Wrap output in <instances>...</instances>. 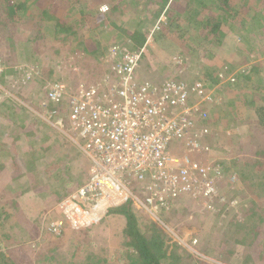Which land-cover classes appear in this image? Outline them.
<instances>
[{"label":"rangeland","instance_id":"rangeland-1","mask_svg":"<svg viewBox=\"0 0 264 264\" xmlns=\"http://www.w3.org/2000/svg\"><path fill=\"white\" fill-rule=\"evenodd\" d=\"M156 1L160 3L159 0H129L122 9H116L115 7L119 0H69L66 4L67 6L61 12L68 20L70 19V22L80 23L75 25V37L78 39H74L68 34H57L54 32L53 26L61 19L59 15H54L50 12V17L45 20L38 10H34L20 23L13 22L6 14L7 7L4 0H0V23L5 22V27L2 28H22V30L18 31L21 37L20 40L15 38L20 49L22 48V44L19 43L21 41L35 43L34 52L29 53L21 50L17 56L16 53H12V55H15L10 62L12 63L11 65L14 68L22 66V69L23 67H28L30 72L37 67L43 71L45 70L44 72H39L37 68V72L33 74L34 77L28 83L22 77L21 84L16 81L18 78L12 77L13 74L1 76L0 88L3 89V93L0 92V100L3 101L9 97V99L18 100L20 104L25 102L40 110L46 117L43 109L44 98H40L38 94L45 95L50 89H53L55 84L52 79L55 80V78L61 80L62 84L67 85L68 89L72 91L78 90L84 95L89 94L92 99L95 93L96 97L102 93L114 97L121 92L136 90L133 88L134 86L139 87L138 91L145 87L144 85L150 86L151 91L152 89L161 91L167 85H171L172 82L175 85L184 82L186 86L190 87L188 89H192L196 85V78L199 77L201 72L199 65L202 58L211 68L225 77L227 75L231 76V74L236 75L237 72L242 70L247 71L250 66L255 64L259 65L260 68H264V46L258 44L257 40L253 38V31L251 33H242L234 21H229L231 27L228 26L227 36L218 47L219 50L214 48L211 42L207 41L209 45L206 44L202 47L204 50H211L209 51L210 54L207 52L201 53V50L198 49V51H195L196 55L192 54V48L201 44L200 41L204 38V35L203 33H201L202 35L195 33L201 18L193 19L190 16L189 18L187 17L194 12L196 4L199 3L188 4L187 10H190V12L187 11L181 14L179 11L173 10L178 9V7L180 9L183 8L184 0H175L171 7L173 10L168 11L167 16L156 17L159 13V7L155 5ZM32 4L34 6V3ZM86 5H89L88 8L92 11V16L90 15L89 20L84 21L80 11L86 9ZM48 6L47 2H43L40 7L46 9ZM175 14L184 15L179 24H176L175 21L174 23L169 21ZM121 19H124V21H121L123 23L121 24L122 30L118 29L119 31H117L115 27H112V21L117 22ZM214 19H217V16ZM164 27L166 29H162ZM137 29L148 32L149 38H152L151 43L148 45L150 48L141 49L142 46L140 45H136V48H134L135 43L131 41L127 32L132 33ZM163 33L168 34L164 36L162 35ZM89 35L95 46L98 44V54L92 55L87 50L84 52L83 57L79 55V58H75L72 49H78L77 53H80L79 48L83 45L81 46L79 43L84 41ZM34 38H38V40ZM229 39L235 41L230 43ZM245 40L249 44L246 43L247 46L242 47ZM6 41L7 38L0 36V53L7 57L9 55V45ZM213 43H216V41ZM183 46L186 47L183 49ZM181 48L183 49L182 51L180 50ZM140 49L144 50V54L137 61L136 57L139 54L137 51ZM29 50H32V48L30 47ZM127 57L137 61L130 75L124 70L129 69L132 64H127L123 68L125 62H129L125 61ZM176 57L180 60V63L182 60V66L173 67L171 65L172 60H175ZM226 70L230 72H226ZM30 74L32 73H26V77ZM263 74L264 71L258 73L259 76H263ZM172 75L180 76L188 79V81L172 77ZM212 93L213 90H211L210 94ZM134 94L137 95V91ZM234 94L232 90H225L221 95L223 101H225L223 102L224 108L229 104L228 100L237 97ZM193 97V95H190L188 104L194 105ZM249 98L255 99L253 94H250L248 100ZM62 100L70 101L67 97H63ZM197 105L200 106L202 104ZM228 107L225 108L226 111L222 110V107L218 108V111L221 110L224 113H228ZM60 108L49 113L51 115L49 120L54 122V124L57 119L62 118L61 113L68 111L69 106L63 105V109ZM177 111L174 110V112ZM181 111L180 109L178 112L180 113ZM193 111L195 110H191L189 114ZM0 112L3 114V117L0 118V132L6 135L3 152L8 155L6 166L12 173L10 175L12 179L7 173L3 175V178L1 177L3 182L0 184V190H6L7 195L5 197L0 193V209L6 206L11 212V208L17 204V199L25 194H30L40 201L39 207L37 205V208H35L38 210L35 213L38 218L36 217L34 222L27 220L28 222L26 223L22 212L20 214H16L17 211L14 213L16 218L12 219V221L17 224L14 223L7 227L9 229H7L5 237L11 241L2 250L13 251L12 249L15 248V245H17L16 248L26 246L29 251L35 253V264H50L45 260L44 256L37 258V254L53 255L61 253L67 260L71 259L72 254H76L79 261L84 255L81 253V249L85 248L86 253L95 252L97 257L95 256L93 259V264L100 263L101 260L104 262L107 260L108 264H123V258H120V250H126L122 241L126 223L125 218L122 215L111 212V210L100 212L85 205L81 207L82 205H79L78 200L71 198L83 187L82 183L86 179L87 173H89L90 164L87 157L83 154L77 155L73 148L68 147L72 143L68 139L69 137L67 138V136L55 130L54 126L44 121L41 130L45 131L46 134L49 133L51 139H54L56 157L51 162L52 165L46 161L42 164L40 170L35 171L34 175H27L24 172L19 173L18 168L22 167L23 171H25L24 157L17 149V145L12 143L16 141V138L20 139L17 144L23 143L25 140L20 136L21 132L25 130L22 127L21 116L23 114L28 116L27 120L29 122L27 121L26 124L36 119L41 121V118L33 113L29 115L23 112L21 116L20 114L15 115L12 119L10 115L8 116L11 111L6 107H3ZM195 113L193 112V114L188 116L189 120L194 119ZM240 113L246 112L240 109ZM249 115H251L250 118L254 116L253 113H249ZM176 117L182 118L180 115ZM227 119L228 124H232L231 128L234 127L233 130L239 134L238 137L234 135L231 128L225 130L223 125L211 124V138H209V141L208 139L205 141V145L208 147L212 146V153L211 155L205 154L203 157L204 161L216 164L219 159L224 161L227 157L230 158V156L219 150L231 148L233 146L231 143L233 142L242 144L240 141L246 140L249 135L251 141H245L244 143L254 144L258 147L264 146V133L259 135L252 133V124L248 125V131L244 132V126L241 125V122H238V124L237 122L232 123L231 116H228ZM164 123H166L165 120ZM63 128L64 131L70 130L65 123ZM169 129H173V126H169ZM75 130L73 128L70 131L73 137L78 135ZM259 137H263L261 141H259ZM183 138L187 140L184 143L174 144L172 150H169L176 161H185L187 158L186 150L189 147L187 145L191 143V133H186ZM216 151H219V153ZM69 154L71 157L67 162L66 158ZM252 159L254 160V158ZM15 161L17 162L16 165ZM238 161L240 166L237 168L233 167L234 170L232 171L235 172L236 177L238 175V182L234 184L236 180L231 179L234 174L226 169L223 172L224 176L221 178L224 179L223 184H219L222 187V191L217 188L215 183L217 197L224 193L227 202L222 203L215 196L202 200V189H197V193L190 192L178 197L180 203L174 205L176 207L175 212L159 215L163 221L172 225L176 234L186 236L188 239L193 237L200 240L197 247H193V253L197 252L212 261L223 264H240L248 253H251L258 260L262 252L260 247L264 240L263 228L259 232V237H257L255 243L252 246L250 245L254 239L252 232H256L255 227L262 225L264 219V184L258 185V181L263 177L264 162H261L263 161L262 159L261 161L258 160L257 163L252 161L253 165L250 167L244 165L246 168L244 169L240 164H243V161ZM257 164L262 166L260 172L257 171L260 168ZM179 165V169L186 168L182 164ZM255 167L257 168L255 169ZM58 170H65L62 181L56 178L53 181L52 177ZM241 173L248 175L250 173L258 174L255 177L253 176L256 181L254 179L249 181L244 180ZM170 191H173L172 186L168 188L167 193ZM235 202L237 204H234ZM206 203H212V208L209 209L205 205ZM256 203L260 205V210L258 211H256ZM254 210L256 212L255 215ZM29 213L30 216H36L32 212ZM89 214L90 216L88 217L87 215ZM236 216L239 217L238 221H236ZM232 221L237 222L234 224L235 226H231L233 225ZM53 223L56 225L59 235H56L57 232L53 230L55 228L51 227ZM1 239L2 235H0ZM169 242L170 244L174 243L173 240ZM180 245L187 251L192 250V246L188 242ZM74 247H78L79 250ZM0 253L3 252L0 251ZM13 254L17 256L16 252ZM184 256L186 257V255ZM188 262L189 264L193 263V261L185 259V263Z\"/></svg>","mask_w":264,"mask_h":264},{"label":"trees","instance_id":"trees-1","mask_svg":"<svg viewBox=\"0 0 264 264\" xmlns=\"http://www.w3.org/2000/svg\"><path fill=\"white\" fill-rule=\"evenodd\" d=\"M33 1V2H32ZM64 1V3H63ZM69 0H4L6 4V14L8 18L13 22L20 23L22 20L26 19V16L30 14L34 10H38L39 13L45 18V20H48L50 17V14L59 15L61 18L54 26V32L59 34H68L71 37H74V39H78L75 33V25L80 23L70 22V19L68 20L67 17L64 16V14L61 12L64 10V8L67 6ZM83 1V0H82ZM129 0H119L116 4V9L123 8L125 6V3H128ZM156 1L155 5L159 7V13L156 15V17H160L162 14H168V11L173 10L171 7L173 5V2L175 0H159ZM43 2L48 3V7L46 9L41 8ZM200 2L208 4V7L210 9L208 13L205 15H201L199 12L194 11L190 14V17L193 19H196L197 17L201 20L198 24V29L196 28V32L199 35H202L203 33L204 38L200 41L201 44H198L197 47L192 48V54H195V51L201 50L200 52H207L210 54L209 49L204 50L202 46H205L206 44L209 45L208 42H211L213 47L219 50V46L223 43V40L227 36V29L229 25V21H234L235 25L240 28V31L251 33L253 31L254 39L257 40L258 44L264 46V0H200ZM34 3V6L33 4ZM32 4V5H31ZM179 6V5H178ZM176 6V7H178ZM89 5H86V9H83L80 11V14L83 16V20H89L90 15L92 16V11L88 8ZM114 8V10H115ZM188 4H184V7L180 9L173 10V11H179V13H186L188 10ZM53 11V12H52ZM51 12V13H50ZM101 15L102 13L99 12ZM181 14H175L170 18L169 21L172 23L179 24L181 22V19L184 15ZM217 16V19H214V17ZM64 18V20H62ZM124 21V19H121L120 21L114 22L112 21V27H115L117 31L118 29H121V24H123L121 21ZM81 22V21H80ZM234 24V23H233ZM174 26V25H173ZM2 27H5V22L0 23V36L7 38V43L9 45V55L3 56L0 53V64L2 68L0 69V77L3 75H12V77L18 78V83L21 84L23 78H25V82H29L33 77L34 73L37 72V68L30 72V69L28 67H16L12 66L10 63L13 56L12 53L20 54L21 50H25L27 52H34L35 43H27L26 41H21L19 43L22 44V48L18 46L15 38L20 40V33L18 31L22 30V28H15V29H3ZM145 29V28H144ZM166 29V27L162 28ZM122 30V29H121ZM168 33H163L162 35L167 36ZM127 35L131 39L132 42H134L135 47L136 45H140L142 47L145 46L148 40V32L146 30H134L132 33H128ZM34 36V35H33ZM36 36V35H35ZM80 37V36H78ZM91 36H87L86 39L79 44L82 46L79 48V52L77 53V50L72 49V53L74 54L75 58H79L84 56L85 51H89L92 55L98 54V44L95 46V43L90 40ZM31 39V38H30ZM37 39L38 38H34ZM89 42H88V40ZM36 40V41H37ZM33 41V40H32ZM208 41V42H207ZM216 41V43H213ZM235 41V40H228ZM247 41L245 40L244 45L242 47H246ZM236 45L235 43H233ZM32 48V50H29V48ZM141 47V48H142ZM149 47V46H148ZM186 46H183V49ZM150 48V47H149ZM213 48V49H214ZM180 49L181 51L183 50ZM198 49V50H197ZM203 49V50H202ZM212 49V50H213ZM108 50V49H107ZM138 52V51H137ZM180 52V51H179ZM218 52V51H215ZM97 56V55H96ZM205 59V58H204ZM200 73L198 79L202 84V90L203 97H200L198 93H191V91L188 93V101L190 99V95H193V103H194V119L191 121L192 125L189 127L184 128V134L191 133V138L187 146L190 145H199L198 149H196L192 154H189V147L186 150V155H191L192 162H197L199 165H204L206 161H204L203 157L206 155H211L210 149L212 146L208 147L205 145V141L209 138H211L212 134V127L211 124L214 125L215 123L219 125H223V129L229 130L232 126V124H228V116H231V122H241V125L244 126V132L248 131V125H253V129H251L252 133L254 134H260L264 133V74L263 76H259L258 73L261 71H264V68H260L259 65H252L248 69L249 70H242L241 72H237L236 75H232V78L234 81L231 80L229 77L230 75H227L226 77L221 75L219 72H217L215 69L211 68L210 65H208L205 60H200ZM179 59L172 60L171 65L173 67H179L182 66V60L181 63ZM39 72H42V69H39ZM45 71V70H44ZM43 71V72H44ZM52 71V70H51ZM226 72H230L229 70H226ZM26 73H32L29 76L26 77ZM172 77L182 79L184 81H188V79L182 78L180 76H174ZM54 84L55 83H61V80H57L55 78L52 79ZM260 84V85H259ZM263 84V85H261ZM236 87V88H235ZM225 90H232V93H235L237 95L236 98L230 99L227 102L225 106L228 107V113H224L223 111H218V108L222 107V110L226 111L224 108L222 94ZM191 90V89H190ZM211 90H213V93L210 94ZM263 90V91H262ZM50 91V90H49ZM49 91L45 95H40V98H46ZM261 91V92H260ZM0 92L3 93V89L0 88ZM234 94V95H235ZM250 94H253L255 99L248 100V97H250ZM233 95V96H234ZM244 98V99H242ZM246 98V99H245ZM221 99V100H220ZM243 100V101H242ZM187 101V102H188ZM27 104V103H26ZM202 104V105H197ZM49 105L51 106V110H56L58 108L63 109L62 106L66 105L69 106V103L67 101L61 100L59 103H55L52 101H49ZM6 107L11 113V118L13 119L15 115H18L25 112L29 115L31 112L27 110L26 107L21 105L18 100L16 99H4L0 102V111H2V108ZM182 108L178 107L176 110H180ZM240 109L244 110V112L241 114ZM67 112L61 113V115L66 118L69 109H67ZM63 111V110H62ZM177 111V112H178ZM232 111V113H230ZM249 113H253V117L249 115ZM3 117V114L0 112V118ZM23 121V128L24 134L22 135V139L24 140L23 143L17 144V142H13L12 144L17 145V149L21 153V155L24 157V169L23 171L22 167L18 168V172L27 175H34L36 170H40V167L43 163L46 161L51 164L53 159L56 157V150L55 146L56 143L54 139L52 140L50 137V134H46L45 131H42V123L43 119L41 121L39 119H36L33 122L27 123L28 116L26 114H23L21 116ZM29 122V121H28ZM67 125V124H66ZM68 126V125H67ZM69 127V126H68ZM234 127L231 128L234 135L238 137V133L233 130ZM63 134V133H61ZM65 135V134H64ZM6 135L3 132H0V178H3V175L7 173L10 177L12 174L6 164L8 162V155L3 152L4 143H6L5 137ZM66 136V135H65ZM77 135H75L76 137ZM183 136L180 138H175L173 141L169 142L168 150H172V147H174V144L179 142H185L187 139H184ZM78 137V136H77ZM68 138V136H67ZM227 138V136H225ZM263 137H259V141L262 140ZM72 143L71 147L76 154H84V152L81 150L79 145L68 138ZM251 141V137H249L246 140L240 141L242 144H235L234 142L231 143L233 146L229 149L223 148L220 149L222 153L230 156V158L227 157V159H224V161L219 160L218 167L220 168L217 172H215L216 175V184L218 185V189L222 191L220 183L223 184L224 179H221L224 175L223 172L227 169V171H233V167L237 168L239 165V161H243V164H241L242 168L246 169V167H250L253 165L252 161L257 163L258 160L261 161V159L264 162V146L258 147L257 145L248 143H244L245 141ZM82 142V141H81ZM54 153L52 154L53 150ZM228 150V151H227ZM219 151H216L219 153ZM73 155V154H72ZM76 156V155H75ZM251 156V158H250ZM70 154L67 156L66 161L68 162V159L70 158ZM254 158V160L252 159ZM15 161V165H16ZM259 163V162H258ZM183 166L187 167V164L185 161H183ZM264 164V163H263ZM262 164V165H263ZM52 165V164H51ZM245 165V166H244ZM258 165V164H257ZM260 168L257 170L260 172ZM19 167V166H18ZM257 167H255L256 169ZM54 169H56L54 167ZM65 171V170H64ZM64 171L58 170L53 175V181L54 178L57 180H61L63 178ZM176 172V171H175ZM234 175L231 176L232 180H236L235 182L239 181V177L235 175V172H232ZM258 173H250L245 174L241 173V176L244 180L253 181L255 178L253 176H257ZM12 179V177H10ZM52 178L50 177V180L52 181ZM89 180V173L86 175V179L82 183L83 185L88 183ZM256 181V180H255ZM264 173L261 180H259V184H264ZM241 183V179H240ZM135 190H138L137 185L134 186ZM50 191V189H49ZM223 193V192H222ZM216 199H224L225 202H227V199H225V194H220L219 197H216ZM223 203V201H222ZM255 203V202H254ZM172 204V203H170ZM256 211L260 210V205L256 203ZM170 212H175L176 208L174 204L170 206ZM258 208V209H257ZM111 212H114L118 215H122L125 220V228L123 231L122 241H123V247L126 248V250H120V258H123V264H189L185 263V259L189 261H193L192 264H214L210 261H206L205 259H202L199 256L192 255L189 251L186 249H183L182 246L178 242H174L173 244H170V239H168L166 233L159 227L160 225L152 219V217L143 209H140L135 206V203L132 199L128 200L125 204L110 208ZM142 210V211H140ZM144 211V212H143ZM239 212V211H238ZM237 212V214H239ZM140 213V214H139ZM166 214L165 210L162 211V215ZM256 214L254 210V215ZM236 221L239 220V217L236 216ZM262 220V219H261ZM30 222V221H29ZM237 222L232 221L231 226H235ZM264 219L262 221V225H259L258 227H255L256 232H252L254 234V239L250 243L252 246L257 237H259V232L264 228ZM144 226V228H142ZM249 245V246H250ZM84 247V246H83ZM76 250H79L78 247H74ZM256 249V248H254ZM262 250L260 257L255 259L251 253H248L246 256H244L243 261L240 264H264V240L262 241V245L260 247ZM17 256H15L12 252L7 253H0V264H35V253L29 251V249L25 247H18L15 250ZM81 253H83V258L78 261V258L76 257V254H72L71 259L67 260L63 254H53V255H44L42 253L37 254V258L45 257V260L49 262L50 264H93L94 258L96 256L94 251L86 253L85 248L81 249ZM186 255V257L184 256ZM97 257V256H96ZM95 264H108L107 260L104 262L101 260L100 263Z\"/></svg>","mask_w":264,"mask_h":264},{"label":"built area","instance_id":"built-area-1","mask_svg":"<svg viewBox=\"0 0 264 264\" xmlns=\"http://www.w3.org/2000/svg\"><path fill=\"white\" fill-rule=\"evenodd\" d=\"M143 51H139L137 61ZM129 58L123 68L132 64L124 70L130 75L137 61ZM62 83H55L47 97L55 103L63 97L69 98V112L55 124L49 117L47 120L57 131L75 141L89 160L88 183L73 195L78 202L95 211H105L132 199L136 207L165 227L158 215L163 210L167 212L170 202L180 195L197 193V189H202V200L217 195L216 169L192 162L191 155L186 156L187 167L179 169L183 161H176L168 150L169 142L181 138L184 128L192 125L188 116L193 114L194 111L189 113L195 105L188 104V93L197 92L203 97L200 81L191 90L184 82L179 85L172 82L161 91H151L148 85L138 91L139 87L134 86L136 90L114 97L104 93L96 97L95 93L92 99L89 94L72 91ZM181 106L180 113L174 112ZM178 115L182 118H177ZM64 123L69 131H64ZM73 128L78 137L70 134ZM198 147L190 145L189 154ZM135 185L138 190L134 189ZM170 186L173 191L167 193ZM51 227L59 234L54 223Z\"/></svg>","mask_w":264,"mask_h":264},{"label":"crops","instance_id":"crops-1","mask_svg":"<svg viewBox=\"0 0 264 264\" xmlns=\"http://www.w3.org/2000/svg\"><path fill=\"white\" fill-rule=\"evenodd\" d=\"M196 2H198L199 4H196L197 6L194 8V11L199 12L201 15H205L206 13L209 12L208 9H210V8L208 7V4L206 5V3L200 2V0H184V4H193ZM188 11L190 12V10H188ZM189 16H190V14L188 15L187 18H189ZM24 133L25 132H21L20 136H22ZM19 140L20 139L16 138V142H18ZM210 153H212L211 149H210ZM2 182H3V180L1 178L0 184ZM0 193H2V195L5 197L7 195L6 190L1 189ZM16 202H17V204H15L11 208V212H9V208L6 206H3L0 209V235H2V239L0 240V251H2L3 253H7V252L14 253L15 250L17 249L16 248L17 245H15V248L12 249L13 251L2 250V248H6L10 244L11 240H8L5 237V234L7 232V229H9L7 227H9V225H11V224L16 223L15 221H12V219L16 218V214H20V212H22V214L24 215V220L26 221V223L28 222L27 220H29V221L32 220L31 222H34V219L37 217V214H35V213L38 212V210H36L35 208H37V205L39 207L40 201H38L36 197H32V195H30V194H25L24 196L19 197ZM16 211H17V213H16ZM29 212H32L36 216H34V215L30 216ZM14 213H16V214H14Z\"/></svg>","mask_w":264,"mask_h":264},{"label":"clouds","instance_id":"clouds-1","mask_svg":"<svg viewBox=\"0 0 264 264\" xmlns=\"http://www.w3.org/2000/svg\"><path fill=\"white\" fill-rule=\"evenodd\" d=\"M162 15H166L165 13L164 14H162ZM161 15V16H162ZM158 24H160V23H158ZM150 36V35H149ZM152 39V38H151ZM151 39L148 37V40H147V43L145 44V46L144 47H142L143 49H147L148 48V45H149V43H151ZM141 48V49H142ZM140 49V50H141ZM139 50V51H140ZM138 51V52H139ZM178 58L176 57L175 58V60H177ZM178 64H180V62L178 63ZM197 81H198V79H197ZM196 81V82H197ZM199 82V81H198ZM2 97V96H1ZM2 100H0V102H1ZM43 101H44V103H43V109L45 110V114H46V117L44 116V114L40 111V110H38V109H36L35 107H33V106H31V105H29V104H26L25 102H22L21 104L24 106V107H26L27 108V110L29 111V112H31V113H33V114H35L37 117H39V118H41V119H43V122L44 121H46L49 125H51L49 122H48V120H47V117H49L50 118V111H52L51 109H50V105H49V98L48 97H46L45 99H43ZM53 111H55V110H53ZM48 118V119H49ZM67 126V125H66ZM55 129V128H54ZM56 130V129H55ZM59 132V131H58ZM61 133V132H60ZM187 156V155H186ZM210 163V164H209ZM203 166H207V167H211V168H214V169H216L215 171L217 172L220 168L218 167V165L217 164H215L214 162H206ZM85 185V184H84ZM83 185V186H84ZM216 186H217V188H218V185L216 184ZM80 190V189H79ZM79 190L74 194V195H76L78 192H79ZM217 191V190H216ZM218 195H216L215 197H217ZM71 198H73V196L71 197ZM220 201H223V202H225V200L224 199H220ZM170 203H172V204H179L180 203V199L178 198L177 200H172ZM81 203L79 202V205H80ZM172 204H170L169 205V209H168V211L166 212V214L167 213H169V210H170V206H172ZM234 204H237V202H235ZM82 206L81 207H84V205L83 204H81ZM205 205H207V207L209 208V209H211L212 208V203H206ZM176 208V207H175ZM109 210V209H108ZM100 212H103V211H100ZM170 213H173V212H170ZM90 215V214H89ZM89 215H87L88 217H89ZM159 215H162V212L159 214ZM159 215H158V217H159ZM164 215V214H163ZM160 218V217H159ZM154 221H156L160 226V228L166 233V235H167V237H168V239H170V241L171 240H173L174 242H178L179 244H182L183 245V243H186V242H188L191 246H192V250L191 251H189L192 255H194V256H199V257H201L202 259H205L206 261H210V262H212V263H214V264H223V263H221V262H217V261H212V260H210V259H208L207 257H205L204 255H201V254H198L197 252L196 253H193L194 251H193V247H197V245L200 243V240L199 239H197V238H193V237H190L189 239L186 237V236H180L179 234H176L174 231H173V228H172V225L171 224H169V223H166L165 221H163V219L162 218H160V221L164 224V226L165 227H169V230L168 229H166L165 227H163V225L158 221V220H155L154 218H152ZM56 235H59V234H56ZM187 248V247H186Z\"/></svg>","mask_w":264,"mask_h":264}]
</instances>
